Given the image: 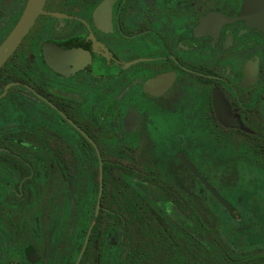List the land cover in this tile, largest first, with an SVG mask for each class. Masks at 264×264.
<instances>
[{"label": "flooded vegetation", "instance_id": "1", "mask_svg": "<svg viewBox=\"0 0 264 264\" xmlns=\"http://www.w3.org/2000/svg\"><path fill=\"white\" fill-rule=\"evenodd\" d=\"M0 264H264V0H0Z\"/></svg>", "mask_w": 264, "mask_h": 264}]
</instances>
